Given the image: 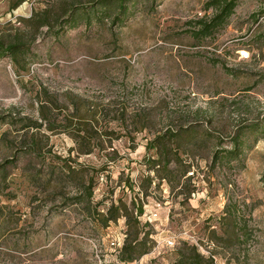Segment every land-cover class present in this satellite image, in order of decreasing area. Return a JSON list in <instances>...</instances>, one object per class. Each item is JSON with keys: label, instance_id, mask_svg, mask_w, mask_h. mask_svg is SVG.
<instances>
[{"label": "rangeland", "instance_id": "1", "mask_svg": "<svg viewBox=\"0 0 264 264\" xmlns=\"http://www.w3.org/2000/svg\"><path fill=\"white\" fill-rule=\"evenodd\" d=\"M122 1L0 0V42L20 48L18 63L0 55V264H189L191 247L204 264H264V137L245 133L237 160L210 166L264 117V0H238L204 37L190 32L214 12L207 0ZM72 104L88 155L64 131ZM164 132L154 176L146 143ZM118 199L141 204L148 233L129 263L110 246L124 218L101 226Z\"/></svg>", "mask_w": 264, "mask_h": 264}, {"label": "trees", "instance_id": "2", "mask_svg": "<svg viewBox=\"0 0 264 264\" xmlns=\"http://www.w3.org/2000/svg\"><path fill=\"white\" fill-rule=\"evenodd\" d=\"M238 0H207L205 2V7L209 8L212 7L214 9V12L209 17H200L196 23L197 28L195 30H192L190 33H192L194 36L204 37L210 35L214 29H216L218 26L222 25L224 21L227 19V17L231 14L233 11V8L237 4ZM122 0H117V6L119 7V11L122 10L123 4ZM121 12V11H120ZM261 12H264V1L262 2V10ZM40 22L39 25H45L48 26L49 22L47 20V15L42 14L40 15ZM72 25L73 19L69 18V20ZM19 44L16 43H7L4 44L3 42H0V55L6 54L8 55L11 60L14 63H18L17 56L20 53L19 50ZM19 65V64H18ZM21 70H25L24 66L19 65ZM225 71L227 73H230L231 70L225 68ZM72 103V102H71ZM45 107L44 104H40L38 107V111L40 113V117L42 119L43 115L41 113V109ZM73 107V113H71L69 116V119H64L68 124H66L67 127L64 129V131L74 138V144H75V150L78 155H88L93 151V143H90V141L83 139V137H80L79 134H77L78 130H82L78 127V119L75 122L71 121V117L76 118V113L79 111V107L76 104H72ZM86 112L82 113V117L80 118H86L87 115ZM96 113V111L92 110L88 115L89 117L86 120L83 121H91L90 119L93 118V115ZM41 124L40 123H34L31 122L30 124H26L25 126L31 127V128H38ZM72 126V127H71ZM71 127V128H69ZM74 127V128H73ZM47 129H51L50 126H47ZM237 133H235L233 136L230 137V144L229 149H217L213 152L210 160V166L211 168L221 165V164H227L228 162H232L237 160L238 156L243 150L244 141L242 139V135L245 133L253 135V140L264 137V117L263 118H256L255 120L249 121L248 123L242 125L238 130H236ZM174 132L169 133L171 136L177 139L180 135L173 134ZM163 135H165V132L162 134H158L153 137V139L149 140L146 143V150H152L153 158L150 159V166L147 168V171L152 174H157L158 169L160 168L159 163L166 155V149L165 145L162 142L163 141ZM177 136V137H176ZM100 146H102L100 144ZM165 162L163 165L167 164ZM163 166V167H164ZM165 168V167H164ZM65 174H71L72 169L66 168ZM154 174V176H155ZM153 176V175H152ZM156 177H148L146 176L144 178V181L146 182L147 186L151 184L152 180ZM160 179H163V176L159 177ZM91 185L87 187V197L91 194ZM129 186V184H128ZM78 188V187H77ZM129 188H131L129 186ZM79 190V188H78ZM78 199V198H77ZM76 199V200H77ZM142 206L141 204L134 203L133 201H130L127 205L125 202H122L120 199L117 200L116 205L114 203H110V205L105 209V213L102 215L103 218L101 220V226L106 227L108 222H114L120 215L124 218V224L126 227L125 230V236L124 240L122 242L121 248L118 251V260L124 263H129L134 260H136L138 257L142 256L148 251V247H144L145 241L147 240L148 233L142 232L141 228L139 226L138 217L142 214ZM236 209L233 204L230 202L225 203L224 207L222 208L220 220L223 222V233L224 235H229V228L230 223L235 225V222L237 220L236 217ZM101 216V217H102ZM213 231H211L212 233ZM231 234H233V237H226L227 240H233V243H241L243 241L242 235L237 233L234 230L230 231ZM215 238L218 237H210V240H216ZM191 255L189 264H204L205 261L202 259V257L195 252V248L191 247ZM210 262V261H209ZM244 264H259L257 261L256 263L251 262H245Z\"/></svg>", "mask_w": 264, "mask_h": 264}, {"label": "built area", "instance_id": "3", "mask_svg": "<svg viewBox=\"0 0 264 264\" xmlns=\"http://www.w3.org/2000/svg\"><path fill=\"white\" fill-rule=\"evenodd\" d=\"M123 238H124V235H121L119 240L110 242V246L114 249L116 253H118L119 249L121 248Z\"/></svg>", "mask_w": 264, "mask_h": 264}]
</instances>
